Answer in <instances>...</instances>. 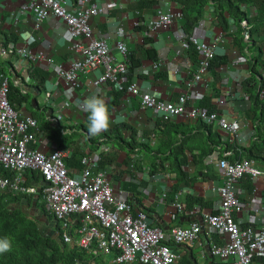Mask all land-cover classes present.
<instances>
[{
  "label": "crops",
  "instance_id": "1",
  "mask_svg": "<svg viewBox=\"0 0 264 264\" xmlns=\"http://www.w3.org/2000/svg\"><path fill=\"white\" fill-rule=\"evenodd\" d=\"M31 1L0 0V49L8 45L28 46L34 53H42L44 56L35 63L16 57H0V63H10L12 68L14 67L11 78L16 84L18 95L25 96L21 101L19 98H14L13 106L22 114L47 120L59 130L60 127H64L60 130L61 137L73 136L76 133V137L81 141V144L79 141L80 149L86 152L89 150V142L86 140L87 144H84L83 138H87L88 135L83 131L82 126L87 128V113L81 111L77 105L91 95L100 96L109 109L108 130L124 125L126 127L118 128L124 141L129 142L135 131L137 142L166 150L160 155L148 153L155 156L153 159L142 152L128 154L124 144L119 145L112 140L104 142L105 138H100L97 148L92 153L100 154V162L103 159L107 162L102 168L107 170L115 193L121 191L122 197L132 203L135 211L146 213L151 226L159 227L164 231H168L173 226H186L192 219L201 220L203 215L218 211L219 197L215 189L221 184V172L216 162L225 159V154L227 157L231 156L232 151L224 153L223 149L219 148L205 157L201 167H209L210 171L208 174L200 171L204 174L201 176L194 170L196 165L190 152L195 147V142L191 145V139L203 141L207 135L201 133L202 129L198 122L172 120L167 123L173 126L163 124L164 122L155 113L140 110L137 100L127 92L116 101L115 94L119 91L113 84L97 86L93 84L101 74L99 69L82 73L75 89L64 88V84L58 78V68L60 66L67 68L74 59L66 27L62 21L51 18L37 28L35 13L29 8ZM137 1L88 0L90 4H96L104 9L101 16L89 21L91 31L94 37L106 40L111 55L118 62L122 61V56L115 49L116 42L125 41L127 52H135V57L140 59L138 48L144 38H149L150 42L143 47L154 51L155 62L159 63V67L152 73L150 68L152 61L140 59L138 67L130 72L128 80L135 81L141 92L149 93L156 99L175 101L178 93L189 90L199 55L193 61L188 43L183 38L180 6L174 0H150L151 6L143 8L139 13L135 8ZM76 2L77 0H64V6L67 9L74 8ZM241 10L253 27L254 23L259 22L257 25L259 29L253 30L250 35L249 27L252 25L242 20L246 21L251 38L249 47L243 49L233 42L231 34L236 31L237 26L232 18L224 13L229 25L228 30L223 31L216 20L213 5L205 6L192 32H195L200 40L212 44L216 55H226L228 60L215 71L208 69L202 75V79L194 84L192 90L198 105L203 96H208L209 104L213 109L237 128V137L233 139L224 131L210 127L213 133L219 135L221 142L247 148L254 138L252 118L256 116L252 112V93L248 89L252 88L254 93L259 92L260 100L264 101V11L259 1L242 4ZM158 12L171 13L172 21L170 24L150 30L148 25L156 19ZM138 23L144 27L142 31L134 30ZM240 24L242 26L241 22ZM248 39L244 38V40ZM252 62L256 63L255 68L258 72V75L255 74L256 83L247 82L252 74L249 69V64ZM35 69L48 76L40 88L37 78L33 76ZM261 84H263L262 89H260ZM254 85L255 88L252 87ZM47 92L53 94L49 103L45 101ZM112 102L114 104L111 106ZM261 127L264 130V125ZM164 129H168L167 136ZM40 139L42 151L51 153L58 149L55 138L49 136L48 132L41 131ZM75 146L70 142L64 149L67 153L65 160H69L70 166L67 165L69 169L79 171L81 166H76L79 156H74ZM173 153H178V159L175 161L169 159ZM177 162L188 174L189 179L196 177L192 184L185 185L182 181L178 182L176 174L170 171V167L177 165ZM151 163L156 167H164V171L151 174ZM178 193L183 205L187 196L201 198V207L195 204L191 210L184 208L183 213H175L174 201ZM237 194L244 211L238 214L236 219L241 221L243 226L251 224L252 210L257 208L260 212L258 217L260 221L256 228L264 227V176L255 181L244 177L237 185ZM20 196L28 199L26 195ZM29 206L27 202H22L14 207H20L27 212L26 208ZM203 229L198 240L190 246L169 243L172 251L177 255L176 264H229L228 261L211 255L210 238L215 243L219 240L216 236H209L206 228ZM255 264H262L260 257H255Z\"/></svg>",
  "mask_w": 264,
  "mask_h": 264
},
{
  "label": "built area",
  "instance_id": "2",
  "mask_svg": "<svg viewBox=\"0 0 264 264\" xmlns=\"http://www.w3.org/2000/svg\"><path fill=\"white\" fill-rule=\"evenodd\" d=\"M29 8L35 13L37 28L51 18L62 21L66 27L74 59L67 68H58V78L64 88L75 89L82 73L99 69L101 74L93 81L95 86L110 83L118 91L125 89L137 100L140 110L155 113L163 122L200 121L224 131L233 139L237 137L238 130L234 125L217 111L208 112L195 101L192 88L202 79L214 57L212 44L200 40L195 32L183 34L185 41L193 44L199 53L189 90L178 93L175 101H165L141 92L135 81L125 78L128 70L125 41L115 44L122 56V61L118 62L111 55L106 40L93 36L89 21L101 16L103 8L88 0H77L74 8L69 9L65 8L64 0H32ZM171 18V13L158 12L148 28L154 30L170 24ZM241 23L243 37L248 39L247 23ZM0 57H16L35 63L44 56L34 53L28 46L8 45L0 49ZM158 67V62H151L152 73ZM10 83L9 77L0 75V191L9 190L31 199L41 196L47 213L59 224L65 244L75 245L93 257L116 253L111 260L114 264H176L178 258L169 243L190 246L198 240L203 227L209 236L219 240L215 243L210 238V253L215 258L229 264H255V257L264 258V227L256 228L260 221L259 209L252 210L251 224L243 226L236 219L244 211L237 194L238 183L244 177L255 181L264 176V171L254 161L217 160L216 166L221 172V184L215 189L219 210L203 215L200 221L164 231L151 226L146 213L135 211L121 191L115 193L107 170L99 165L100 154L86 151L80 160L82 168L73 171L65 163L66 151H42L40 124L32 115L22 114L10 103ZM52 95L47 92L45 101L49 103ZM27 171L42 174L43 185H29ZM3 172L9 176H4ZM174 208L175 213L185 210L180 193L175 195ZM93 259L87 264H94Z\"/></svg>",
  "mask_w": 264,
  "mask_h": 264
},
{
  "label": "trees",
  "instance_id": "3",
  "mask_svg": "<svg viewBox=\"0 0 264 264\" xmlns=\"http://www.w3.org/2000/svg\"><path fill=\"white\" fill-rule=\"evenodd\" d=\"M176 4L180 6L181 16H182V30L186 34H190L194 28V26L199 21L205 6L208 4H212L215 11V17L218 21L219 27L223 31L228 30V19L224 15L227 13L229 17L235 22L237 28L236 31L233 32L232 39L234 44H238L241 49L244 47H249L251 42V38L248 40H244L243 38V30L244 27L241 26L240 22L242 20H246L249 25L251 21L247 19L246 14L241 10L242 4L260 2V6L264 11V0H174ZM152 2L150 0H138L136 2L135 8L139 13L143 8H149ZM140 20V18H138ZM258 22V21H257ZM254 23V21H253ZM259 23V22H258ZM258 23H254L249 27V32L257 31L259 27ZM261 25V22H260ZM253 27V28H252ZM143 26L138 23V25L134 28V30L142 31ZM149 38H144L142 40L141 46L138 48V52L140 54V59L155 61V53L152 49H145L143 47L144 44L149 43ZM188 50L191 53V57L193 61L196 60L197 55H199L195 46L188 43ZM126 59L128 62V72L125 78H130V72L136 69L139 65L140 59L135 57V52H127ZM226 55H216L214 53V57L211 60L209 65V69L215 71L217 67L225 64L227 62ZM256 63L252 62L249 64V69L251 71L250 78L247 79V82L252 83L253 81L256 83L255 74L258 75V72L255 68ZM14 67L10 63H0V75L7 76L11 79L10 83V91H9V101L12 104L14 98H19L20 101L25 98L22 94L18 95L17 87L11 76ZM34 78L38 80L39 88L44 84L47 80V75L41 72L38 69H35ZM255 88L256 86H252ZM263 84L260 85V89H262ZM252 100V112L256 115L252 118V130L254 132L253 140L247 148L235 147L229 143H222L220 137L217 133H213L211 128L205 125L202 122H198L200 126L201 133H206L207 135L204 137V140L194 139L192 138L191 145L195 142L194 150H190L192 159L194 161L195 172L200 174L201 176L204 174H208L210 171L209 167L202 168L201 164H203V159L210 155L214 150L222 148L224 153L226 151L231 150L232 155L229 157H225L226 160L230 162L240 161V160H252L255 164L264 171V130L262 129V125H264V101L260 100L259 92H255L252 88H249ZM126 93V90L119 91L115 94V100L118 101L119 98ZM114 103H111V106ZM13 105V104H12ZM199 107L206 109L208 112L215 111L213 107L209 104V97L203 96L200 100ZM39 122L40 130L43 132H48L49 136L51 135L55 138L56 143L58 145V149L64 151L68 147L70 142L74 143L76 146L74 156H79L77 160V167L82 168L80 165V159L86 154V152L79 147V141L76 137V133L73 136L65 135L61 137L62 132L60 131L64 127H60V130L56 127H53L47 120L43 121L41 118H37ZM163 123V122H162ZM163 124H169L164 122ZM173 126L172 124H169ZM124 128L126 126L120 125L113 130H107L101 135L98 136H90L86 127H83V131L88 135L87 138H83L84 144L86 140H88V153L92 152L97 148L98 143L100 142V138H105L103 141L107 142L112 140L116 144H124V147L128 150V154H132L134 152H142L144 154L150 155L153 159H155L154 155L148 154H164L166 150H163L159 147L152 148L148 144L139 143L136 141L135 136L136 132L133 131V135L130 138L129 142L124 141L119 133L118 128ZM170 131V128H169ZM165 136L168 134V129H164ZM194 140V141H193ZM81 144V141H80ZM172 145V144H171ZM184 146V145H183ZM171 147V146H169ZM181 149V148H180ZM189 149V148H188ZM73 156V157H74ZM72 157V158H73ZM169 159L173 161L178 159V153H173ZM66 165H69V160H65ZM139 165V162H137ZM153 163V162H152ZM151 163V164H152ZM107 162L104 159L100 162V167H104ZM150 166V173L155 174L158 171H164V167H156L154 164ZM140 169V168H139ZM170 171L174 172L177 176L178 182L182 181L185 185L192 184L196 177H190L186 174L180 163L177 162V165L174 167H170ZM203 171V173H200ZM4 176H9L8 173H4ZM28 183L30 185L40 186L43 183L44 177L42 174L33 171H27L26 173ZM251 189V188H250ZM26 197L20 195H13L8 190L0 191V238L9 237L12 239V251L0 255V264H87L93 259L94 264H114L111 260L116 256V253L109 256L99 255L98 257H93L92 255L86 253L78 249L75 245H67L64 243L62 238V234L60 233V226L54 220L53 216L47 213L44 203L41 201V196L37 200L36 209L38 213L42 215L43 220L37 218V216H33L25 212L20 207H14L15 205H19L22 202H27L30 207H32V199H25ZM26 200V201H25ZM202 205V199L194 196H187L184 208L186 210H191L194 205ZM49 225L53 227L51 234L44 232L41 226ZM261 263L264 264V258H261Z\"/></svg>",
  "mask_w": 264,
  "mask_h": 264
},
{
  "label": "clouds",
  "instance_id": "4",
  "mask_svg": "<svg viewBox=\"0 0 264 264\" xmlns=\"http://www.w3.org/2000/svg\"><path fill=\"white\" fill-rule=\"evenodd\" d=\"M77 107L80 108L81 111L87 113V130L90 136H97L109 129V109L100 96L91 95L82 103H78ZM12 247L11 238H0V255L12 251Z\"/></svg>",
  "mask_w": 264,
  "mask_h": 264
},
{
  "label": "rangeland",
  "instance_id": "5",
  "mask_svg": "<svg viewBox=\"0 0 264 264\" xmlns=\"http://www.w3.org/2000/svg\"><path fill=\"white\" fill-rule=\"evenodd\" d=\"M26 209H27L26 211H27L28 214L37 216L38 219L43 220L42 215L41 214H38L37 211H35L32 207L29 206ZM41 227H42V230L44 232H47V233H50L51 234L52 229H53L51 226L46 225V226H41Z\"/></svg>",
  "mask_w": 264,
  "mask_h": 264
},
{
  "label": "water",
  "instance_id": "6",
  "mask_svg": "<svg viewBox=\"0 0 264 264\" xmlns=\"http://www.w3.org/2000/svg\"><path fill=\"white\" fill-rule=\"evenodd\" d=\"M35 103H36V101H35ZM43 185V184H42ZM46 185H48V183H46ZM39 199V195H36L34 198H33V201H32V207H36V205H37V200ZM36 211H38L37 209H35ZM194 220H197V221H200L199 219H192L191 220V222L192 221H194ZM203 227H202V231H201V233L203 232Z\"/></svg>",
  "mask_w": 264,
  "mask_h": 264
},
{
  "label": "flooded vegetation",
  "instance_id": "7",
  "mask_svg": "<svg viewBox=\"0 0 264 264\" xmlns=\"http://www.w3.org/2000/svg\"><path fill=\"white\" fill-rule=\"evenodd\" d=\"M34 216V215H33Z\"/></svg>",
  "mask_w": 264,
  "mask_h": 264
}]
</instances>
